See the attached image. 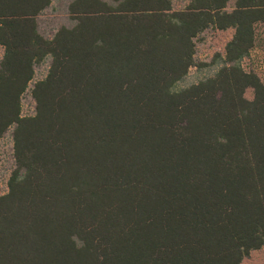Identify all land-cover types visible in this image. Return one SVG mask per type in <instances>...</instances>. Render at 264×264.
Wrapping results in <instances>:
<instances>
[{
	"label": "trees",
	"instance_id": "1",
	"mask_svg": "<svg viewBox=\"0 0 264 264\" xmlns=\"http://www.w3.org/2000/svg\"><path fill=\"white\" fill-rule=\"evenodd\" d=\"M52 3L0 0V142L12 131L14 159L0 264L264 253V79L243 66L263 42L264 0H71V26L47 38ZM207 32L230 37L203 63ZM192 69L213 71L181 88Z\"/></svg>",
	"mask_w": 264,
	"mask_h": 264
},
{
	"label": "rangeland",
	"instance_id": "2",
	"mask_svg": "<svg viewBox=\"0 0 264 264\" xmlns=\"http://www.w3.org/2000/svg\"><path fill=\"white\" fill-rule=\"evenodd\" d=\"M71 0H53V3L49 9L40 17L39 26L40 29L47 38H51L55 31L62 27H70L71 21L68 17L66 8L68 3ZM186 2L177 1L175 3L176 8L183 7ZM230 37V32L221 33V32H207L203 36V41L197 44L196 58L198 61L203 63H210L211 59L217 54H223V49L226 41ZM261 39L263 42H260V46L255 49L249 59H246L243 62V66L246 71L250 69L254 70L260 77L264 79V34H261ZM0 50V57H1ZM48 69V63H45L36 68V75L34 82L41 80L45 77ZM212 70L204 69L202 71H197L192 69L185 79L181 83L180 87H186L188 85L197 83L199 80L204 77L211 75ZM31 87V86H30ZM246 97L252 99L251 90L246 92ZM34 112V102L30 96V89L26 92L23 98V115L28 116L32 115ZM9 131L5 137L0 142V193L6 191V184L9 178L11 171L14 168V159H13V144L12 136ZM246 264H264V253L256 254L251 260Z\"/></svg>",
	"mask_w": 264,
	"mask_h": 264
}]
</instances>
